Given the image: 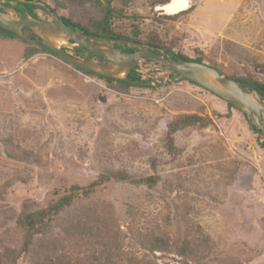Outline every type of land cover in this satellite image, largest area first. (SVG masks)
<instances>
[{
  "label": "rangeland",
  "instance_id": "obj_1",
  "mask_svg": "<svg viewBox=\"0 0 264 264\" xmlns=\"http://www.w3.org/2000/svg\"><path fill=\"white\" fill-rule=\"evenodd\" d=\"M187 7L192 9L177 19L161 21L152 18L164 10L150 8L147 0H132L126 11L145 16L142 27L157 30L172 51L190 58L201 52L226 76L264 83V0H187L182 11ZM47 14L37 12L52 20ZM25 47L0 38V251L21 246L15 220L24 202L43 208L110 167L161 178L154 188L111 180L80 201L96 204L101 214L111 211L120 231H163L173 242L186 230L201 231L216 247L213 262L199 264H264V148L241 111L144 61L139 68L156 87L119 93L50 53L25 58ZM193 113L208 124L177 132L180 152L169 157L160 145L167 123ZM12 149L32 153L37 162L11 159L5 150ZM176 207L186 215L180 227L172 224ZM132 249L143 258L142 247ZM148 257L155 264H198L173 252Z\"/></svg>",
  "mask_w": 264,
  "mask_h": 264
},
{
  "label": "trees",
  "instance_id": "obj_2",
  "mask_svg": "<svg viewBox=\"0 0 264 264\" xmlns=\"http://www.w3.org/2000/svg\"><path fill=\"white\" fill-rule=\"evenodd\" d=\"M24 1L26 2L14 1L17 5L13 8L20 14H28L33 17H38V11L47 14L48 12L44 7L31 3V1L41 2L50 8V11L55 13L59 20L82 33L112 40L141 43L153 51L171 58L205 63L201 52L190 58L181 52L172 51L171 45L162 39L157 30L143 28L145 16L137 13L127 14L126 8L132 0H49L51 5L47 4V0ZM169 1L147 0V4L150 8H153L163 6ZM190 9L192 7L172 15L158 14L152 20L161 21L163 18L175 20L179 15L188 12ZM77 10L80 11L77 12ZM64 11H67L68 15H65ZM23 33L28 39H37V36L28 29H23ZM0 38L17 39L24 42L26 44L23 52L25 58L35 53L47 52L61 59L45 46L24 40L16 34L1 28ZM115 46L121 48L123 52L134 50V48L124 47L122 44ZM65 51L70 52L68 49H65ZM72 54L88 60L97 57L100 59L99 63H106L100 57L85 49L74 48ZM144 62L163 70L169 75L170 79L173 76L171 72L152 62ZM207 65L224 75L218 68ZM139 67V65H136L130 70L125 76L126 79H118L99 76L73 66L77 70L104 79L108 87L119 93H127L129 88L135 86L156 87L149 84V86H144V83L152 82L155 78L148 72L140 70ZM227 77L240 82L242 89L250 86L264 96V83L261 81L251 76ZM226 104L228 107L233 108L231 104L227 102ZM207 124L208 118L198 114L174 115L167 123L160 139L162 150L171 158L177 157L180 151L174 144L175 134L189 128L205 127ZM260 146L264 148V140L260 139ZM5 152L11 159L19 162H37L36 156L28 151L12 149L5 150ZM151 165L152 169H155L154 160L151 161ZM111 180L154 188L161 181V178L155 173L145 177H136L119 169L105 167L87 185L74 184L69 186L63 191V194L49 201L43 208H35L33 203L24 202L15 220L16 226L22 230L21 246L16 249L5 245L4 249L0 251V264H22L24 259H26L27 264H155L148 257V253L152 254L155 251L173 252L182 259H189L198 264L205 261L213 262L211 255L214 254L216 246L213 240L201 231L195 234V232L186 230L183 234H179L178 240L174 242L163 231L141 233L130 229L129 232H122L119 230L117 220L111 211L101 214L102 212L99 211V206L96 204L80 202L83 199H89L97 186ZM169 187L172 189L176 185L170 184ZM54 193L57 194V191H54ZM76 204H78V209L72 211L71 208H74ZM69 210L70 212H68ZM185 216V213L176 207L172 224L175 227H180L186 221ZM69 244H73L74 248H71L68 252L65 247ZM125 246L127 248L124 250ZM133 246L142 247L144 251L143 258L132 252Z\"/></svg>",
  "mask_w": 264,
  "mask_h": 264
},
{
  "label": "water",
  "instance_id": "obj_3",
  "mask_svg": "<svg viewBox=\"0 0 264 264\" xmlns=\"http://www.w3.org/2000/svg\"><path fill=\"white\" fill-rule=\"evenodd\" d=\"M13 1L26 2L24 0ZM31 3L44 7L51 15L52 20L20 14L13 7L0 3V28L12 32L24 40L45 46L71 66L103 77L126 79V74L140 62H152L171 72L173 81L187 80L193 82L231 104L233 108L245 115L251 130L261 140H264V96L256 89L250 86L242 89L240 82L222 75L215 68L205 63L171 58L162 53H157L141 43L112 40L82 33L59 20L57 15L51 12L50 8L46 7L44 3L36 1H31ZM158 7L162 10L160 6ZM23 29L30 30L37 36V39H28L24 35ZM49 35L53 37L52 41L48 40ZM64 42L69 45L65 46ZM117 44L134 48V50L123 52L121 48L115 46ZM70 47L72 49H85L100 57L106 63L76 57L65 51ZM150 83L146 82L144 86Z\"/></svg>",
  "mask_w": 264,
  "mask_h": 264
},
{
  "label": "bare ground",
  "instance_id": "obj_4",
  "mask_svg": "<svg viewBox=\"0 0 264 264\" xmlns=\"http://www.w3.org/2000/svg\"><path fill=\"white\" fill-rule=\"evenodd\" d=\"M187 0H171L169 4H165L164 6H160L162 10H164V13L166 14H172L175 12H178L184 8L186 5ZM48 40L52 41L53 37L51 35L48 36ZM65 46H68L67 42H64Z\"/></svg>",
  "mask_w": 264,
  "mask_h": 264
},
{
  "label": "flooded vegetation",
  "instance_id": "obj_5",
  "mask_svg": "<svg viewBox=\"0 0 264 264\" xmlns=\"http://www.w3.org/2000/svg\"><path fill=\"white\" fill-rule=\"evenodd\" d=\"M7 6H9V5H7ZM93 61H95V60H93Z\"/></svg>",
  "mask_w": 264,
  "mask_h": 264
}]
</instances>
